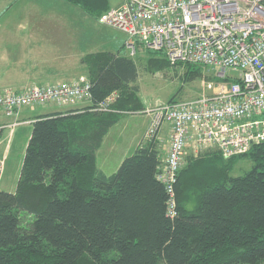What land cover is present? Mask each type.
<instances>
[{"label": "trees", "instance_id": "obj_1", "mask_svg": "<svg viewBox=\"0 0 264 264\" xmlns=\"http://www.w3.org/2000/svg\"><path fill=\"white\" fill-rule=\"evenodd\" d=\"M66 1L94 18L111 7L110 0ZM134 42L131 54L121 46L83 55L92 91L87 106L35 116L16 189L0 188V264H264V141L231 156L216 148L187 154L173 216L157 178V136L141 138L111 173L98 165L111 126L145 107L137 51L147 52V70L182 65L184 81L211 77L201 63L172 62ZM113 92L109 108L95 107ZM243 157L251 166L231 174Z\"/></svg>", "mask_w": 264, "mask_h": 264}, {"label": "built area", "instance_id": "obj_2", "mask_svg": "<svg viewBox=\"0 0 264 264\" xmlns=\"http://www.w3.org/2000/svg\"><path fill=\"white\" fill-rule=\"evenodd\" d=\"M99 21L126 32L131 53L137 38L172 62H197L211 69L212 77L195 97L136 110L151 116L143 139L157 136L168 123V151L157 178L169 194L167 211L173 216L175 182L188 151L198 155L216 148L231 156L264 141V0H122ZM116 94L95 107L109 108ZM91 98V80L80 75L20 89L5 86L0 110L13 115L25 106L73 105Z\"/></svg>", "mask_w": 264, "mask_h": 264}, {"label": "rangeland", "instance_id": "obj_3", "mask_svg": "<svg viewBox=\"0 0 264 264\" xmlns=\"http://www.w3.org/2000/svg\"><path fill=\"white\" fill-rule=\"evenodd\" d=\"M121 1L110 0V3L111 6H115ZM37 19H61L65 21L67 24L65 28L68 32L67 38H65L68 61H71V57L76 56L78 65H81L78 61L79 57L81 55L83 57L89 51L111 50L117 52L123 46L122 51L131 54L130 48L126 44L128 38L126 32L116 26L100 22L99 18H94L80 6L71 4L66 0H0V39L4 38L6 41L5 47H9L10 42L17 41L18 34L21 36L30 31L28 24L30 21H37ZM22 22L24 26H22ZM137 55H142V58L138 60L139 76L137 82L139 94L144 100L145 107L155 108L157 105H163L173 95L177 99L195 97L202 90L205 79H208L207 76H202L184 81L185 68L182 65H174L156 71L147 70L143 67L147 52L145 50L137 51L133 56L137 57ZM82 67L83 71L78 76L87 75L86 65L84 64ZM210 71L208 66H204L206 74L211 75ZM86 101L81 107H85L91 102L90 100ZM50 105L52 106L48 107L45 104L44 106L36 105V107L35 105L27 106L26 108L28 112L34 113L42 109L52 108L54 105L61 106L56 103ZM5 114L7 113L5 112ZM11 117H1L0 122ZM150 117V114L138 111L124 114L105 135V140L97 151L98 165H102L101 167H104L108 173L116 170L121 160L134 150L132 147L135 143L133 136L139 137L138 142L143 138L144 133L142 131L146 125L144 122L148 119L150 122ZM11 127V125L0 127V188L14 191L30 133L29 130H26L25 125H16L13 127V131H11ZM167 128H169L168 123L164 122L161 131L163 132ZM164 145L165 143L161 141L162 157H165L168 151ZM188 153L190 154V151ZM251 164L249 158H240L231 170V174H241ZM30 218L31 214L25 212L23 221L27 222Z\"/></svg>", "mask_w": 264, "mask_h": 264}, {"label": "crops", "instance_id": "obj_4", "mask_svg": "<svg viewBox=\"0 0 264 264\" xmlns=\"http://www.w3.org/2000/svg\"><path fill=\"white\" fill-rule=\"evenodd\" d=\"M21 24L24 26L23 22ZM28 25L30 31L21 36L18 34V40L10 42L9 47H5L6 41L4 38L0 39V89L8 85L20 89L33 83H56L78 77L83 71L82 66L84 63L81 61L82 55L78 60L81 65H78L76 56L71 57V61H68L69 56L67 50H65L67 48L65 46V38H67L68 34L65 28L67 26L65 21L61 19H37L35 22L30 21ZM85 102L87 101L83 100L73 105H61L60 107L54 105L52 108L42 109L34 113L28 112L27 106H25L17 114L13 115H7L3 110H0V118L12 116L8 120H2L0 127L11 125V131H13L14 126L25 125L26 130H29L31 135L33 121L37 114L57 109L81 107ZM50 104L52 103L46 105L50 107L52 106ZM148 122L149 119L144 122L146 125L142 131L143 133ZM135 137L133 136L135 143L132 147L134 148L138 144L139 139V137ZM157 139L159 142L165 143L164 146L168 149L169 129L167 128L163 132L160 130ZM101 168L106 172L104 167Z\"/></svg>", "mask_w": 264, "mask_h": 264}, {"label": "water", "instance_id": "obj_5", "mask_svg": "<svg viewBox=\"0 0 264 264\" xmlns=\"http://www.w3.org/2000/svg\"><path fill=\"white\" fill-rule=\"evenodd\" d=\"M0 171H1V163H0Z\"/></svg>", "mask_w": 264, "mask_h": 264}]
</instances>
